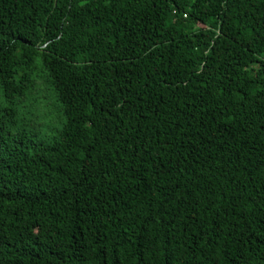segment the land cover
Masks as SVG:
<instances>
[{
  "label": "trees",
  "instance_id": "trees-1",
  "mask_svg": "<svg viewBox=\"0 0 264 264\" xmlns=\"http://www.w3.org/2000/svg\"><path fill=\"white\" fill-rule=\"evenodd\" d=\"M0 264H264V0H0Z\"/></svg>",
  "mask_w": 264,
  "mask_h": 264
},
{
  "label": "rangeland",
  "instance_id": "rangeland-1",
  "mask_svg": "<svg viewBox=\"0 0 264 264\" xmlns=\"http://www.w3.org/2000/svg\"><path fill=\"white\" fill-rule=\"evenodd\" d=\"M54 98V97H53ZM52 96H49L48 107L44 110L36 108L33 115L26 114L27 118L34 123V128L39 130L40 136H50L54 130L62 126L64 116L60 110L55 106Z\"/></svg>",
  "mask_w": 264,
  "mask_h": 264
}]
</instances>
